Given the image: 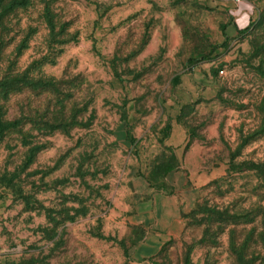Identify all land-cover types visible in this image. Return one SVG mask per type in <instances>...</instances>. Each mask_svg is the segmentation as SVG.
Instances as JSON below:
<instances>
[{"label": "rangeland", "instance_id": "374dc122", "mask_svg": "<svg viewBox=\"0 0 264 264\" xmlns=\"http://www.w3.org/2000/svg\"><path fill=\"white\" fill-rule=\"evenodd\" d=\"M21 1L0 27V264H263L264 0H235L236 36L217 0Z\"/></svg>", "mask_w": 264, "mask_h": 264}, {"label": "crops", "instance_id": "0c3cea01", "mask_svg": "<svg viewBox=\"0 0 264 264\" xmlns=\"http://www.w3.org/2000/svg\"><path fill=\"white\" fill-rule=\"evenodd\" d=\"M217 2L227 6L226 8H228L233 15V19L227 23L226 33H228L229 36H236L239 31L246 28L250 21L253 14V6L249 3L243 4L235 0H217ZM133 218L132 221L134 224L147 228V234L141 243V249L146 248L148 250L150 248H155L157 244H154V238H156L157 235H155V232L149 231L150 224H152L154 218L153 210L142 211L140 214L134 215Z\"/></svg>", "mask_w": 264, "mask_h": 264}, {"label": "trees", "instance_id": "16d2710c", "mask_svg": "<svg viewBox=\"0 0 264 264\" xmlns=\"http://www.w3.org/2000/svg\"><path fill=\"white\" fill-rule=\"evenodd\" d=\"M21 3H22L21 0H0V27L3 26L1 30L2 35L5 31L4 23L7 22L6 20L7 16H9V14H11L14 10H17V8H19ZM258 168L261 169L263 176H264V163H262V165ZM262 209H263L262 210V215H263L262 216V231L259 233V237H260V242H261V247H262V253H261L262 263L264 264V207ZM254 233H255V230L251 232L252 241L254 240V237H255ZM250 246H251V243H244L240 245L237 249L234 247L233 252L234 254H237L238 260L241 257L239 261H244V257L247 256L246 253H247V250H249ZM249 264H252V261L249 262Z\"/></svg>", "mask_w": 264, "mask_h": 264}, {"label": "built area", "instance_id": "2783aa9c", "mask_svg": "<svg viewBox=\"0 0 264 264\" xmlns=\"http://www.w3.org/2000/svg\"><path fill=\"white\" fill-rule=\"evenodd\" d=\"M221 73L223 74V73H224V71H223V70H221Z\"/></svg>", "mask_w": 264, "mask_h": 264}]
</instances>
